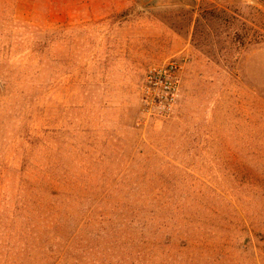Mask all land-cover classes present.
Masks as SVG:
<instances>
[{
	"label": "rangeland",
	"instance_id": "374dc122",
	"mask_svg": "<svg viewBox=\"0 0 264 264\" xmlns=\"http://www.w3.org/2000/svg\"><path fill=\"white\" fill-rule=\"evenodd\" d=\"M0 264H264V0H0Z\"/></svg>",
	"mask_w": 264,
	"mask_h": 264
},
{
	"label": "built area",
	"instance_id": "2783aa9c",
	"mask_svg": "<svg viewBox=\"0 0 264 264\" xmlns=\"http://www.w3.org/2000/svg\"><path fill=\"white\" fill-rule=\"evenodd\" d=\"M181 66L178 61L157 67L145 79L144 93L147 100L163 113H170L179 97Z\"/></svg>",
	"mask_w": 264,
	"mask_h": 264
},
{
	"label": "water",
	"instance_id": "95a60500",
	"mask_svg": "<svg viewBox=\"0 0 264 264\" xmlns=\"http://www.w3.org/2000/svg\"><path fill=\"white\" fill-rule=\"evenodd\" d=\"M185 1H188V0H185Z\"/></svg>",
	"mask_w": 264,
	"mask_h": 264
}]
</instances>
